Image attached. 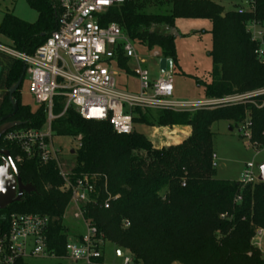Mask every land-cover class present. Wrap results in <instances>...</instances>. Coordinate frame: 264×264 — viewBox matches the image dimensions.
I'll list each match as a JSON object with an SVG mask.
<instances>
[{"label": "trees", "instance_id": "trees-1", "mask_svg": "<svg viewBox=\"0 0 264 264\" xmlns=\"http://www.w3.org/2000/svg\"><path fill=\"white\" fill-rule=\"evenodd\" d=\"M218 1L236 2L237 8L249 2L251 10L239 15L237 8L224 12L211 1L171 0L169 14L144 15L138 4L126 1L113 8L103 23H115L131 40L144 43L149 50L157 49L161 58L172 61L174 69L176 37L154 29L173 30L176 20L206 21L210 24L211 49L207 56L211 70L208 81L194 79L205 98L222 100L264 91V64L256 57L257 44L246 30L250 22L264 26V0ZM25 2L37 14L35 23H25L7 13L0 24V35L10 41L14 51L32 56L56 29L58 13L56 0ZM118 63L128 71L129 61L120 58ZM23 67L20 61L0 54V119L13 111L8 90L23 75ZM21 86L12 98L17 112L4 122L17 124V128L41 129L46 123L45 108L32 111L22 105ZM62 109L55 102L53 115H60ZM136 114L134 124L148 126L147 117H151L159 126L190 127L191 134L179 145L155 149L135 131L128 136L117 135L107 122L85 121L73 110L51 124L54 136L81 137L72 181L98 177L99 186L106 184L107 193L116 197L107 210L102 207L104 193L99 202L85 207L84 219L104 243L126 251L133 264H264L260 250L251 244L256 231L264 232V183L242 186L216 179L211 133L217 122L233 127L247 123L249 144L256 150L263 149L264 94L194 113ZM0 149L12 161L18 153L14 146L4 145L2 137ZM15 168L22 184L32 185L36 192L23 194L20 202L0 211V235L6 232L12 213L46 215L50 219L48 248L62 257L68 239L64 215L71 193L63 190L56 163L42 166L31 160L15 164Z\"/></svg>", "mask_w": 264, "mask_h": 264}, {"label": "built area", "instance_id": "built-area-1", "mask_svg": "<svg viewBox=\"0 0 264 264\" xmlns=\"http://www.w3.org/2000/svg\"><path fill=\"white\" fill-rule=\"evenodd\" d=\"M128 0H56V29L39 46L32 56L14 51L0 44V54L20 61L25 67L29 92L37 108L44 107L46 123L41 129L13 128L2 136L4 145H12L17 154L12 161L21 164L36 160L45 166L54 161L63 190L70 191V203L74 205L73 219L85 227L84 234L67 239L64 255L56 257L48 248L50 219L40 214L12 213L8 217L5 233L0 235V264H25L29 259L54 258L105 264L104 241L88 220L84 219L85 207L99 202L109 209L116 197L107 193L106 184L99 186V178L83 176L72 181L71 171L62 170L57 151L53 148L54 136L51 124L73 110L85 121L107 122L117 135L128 136L134 132V119L141 113H194L202 108L243 103L264 91L234 96L208 102L190 101L174 97L173 64L170 71L155 79L150 78L145 60L138 55L136 45L124 30L115 23H103L108 13ZM247 7L245 10L244 8ZM251 10V3L243 2L236 9L239 15ZM252 42L257 44L255 55L264 64V26L250 22L246 27ZM160 60V54L155 53ZM129 63L127 69L119 67V59ZM122 74L126 82L120 83ZM137 81L135 90L129 88L127 76ZM55 102L62 105L60 115H53ZM249 139V134H245ZM78 147L81 137L77 138ZM216 156L212 157L215 167ZM253 166L245 165L238 181L242 186L258 183ZM240 201V198H237ZM69 203V204H70ZM120 264H133L130 256H119Z\"/></svg>", "mask_w": 264, "mask_h": 264}, {"label": "rangeland", "instance_id": "rangeland-1", "mask_svg": "<svg viewBox=\"0 0 264 264\" xmlns=\"http://www.w3.org/2000/svg\"><path fill=\"white\" fill-rule=\"evenodd\" d=\"M133 1L140 6V13L144 15H166L171 10V0H128ZM211 1L220 5L224 12L233 11L237 8L233 1ZM245 10L247 7L244 8ZM11 14L17 19L33 24L37 19V14L32 10L25 0H0V24L5 14ZM210 24L200 20H176L175 29L167 31L165 28H155L154 32L168 33L174 35L177 67L173 69L174 97L190 101H204L203 90L195 85L194 79L199 81H208L211 70V59L207 52L211 49V37L208 34ZM138 55L145 60V68L150 73V78L155 79L160 76L159 59L154 54H160L157 49L149 50L147 46L134 40ZM0 44L11 46L8 39L0 35ZM160 59L161 58L160 56ZM133 61L129 63L133 67ZM187 75V76H186ZM127 82L131 90L137 87V81L131 76H127ZM126 78L120 74L119 82L124 83ZM21 103L28 106L32 111L37 109V105L29 92V83L27 78L20 90ZM150 124H134V131L143 135L155 149H162L179 145L183 136L174 129L176 126H159L156 119L147 117ZM191 129V128H190ZM213 151L215 159V178L218 180H228L238 182L245 165L253 166L255 177L260 174V168L264 165V148L256 150L253 148L245 134H249L247 123L233 127L228 122H217L211 127ZM191 134V133H190ZM190 136V135H189ZM188 136V137H189ZM186 137L185 139H187ZM184 139V140H185ZM53 148L57 151L59 165L62 170L69 172L75 165V150L78 147L76 138L72 137H52ZM74 153L71 155L70 152ZM74 205L70 203L64 215L65 226L67 227V238L77 234H84L85 227L80 221L73 219ZM257 232V231H256ZM255 232L251 239V244L258 248L264 259V235H258ZM117 253L129 256L126 251L119 250L113 245L106 243L104 247L105 262L107 264H120V258ZM25 264H84L83 262H74L70 260H60L54 258L29 259ZM171 264H181L173 262Z\"/></svg>", "mask_w": 264, "mask_h": 264}, {"label": "water", "instance_id": "water-1", "mask_svg": "<svg viewBox=\"0 0 264 264\" xmlns=\"http://www.w3.org/2000/svg\"><path fill=\"white\" fill-rule=\"evenodd\" d=\"M172 68V61L169 59H161L159 61V69L160 73L163 74L167 71H170ZM23 75L17 81V83L8 90V99L12 106V113L7 117L0 119V123L12 118L17 112V104L13 101V95L22 84L23 77L25 75V67L22 69ZM17 124L6 123L0 126V138L9 130L17 127ZM74 152L71 151L72 155ZM0 156H3L7 161L8 165L5 170L0 171V211H4L7 207L14 203H18L21 201L23 194H31L35 193L36 190L32 185H24L22 184L19 175L16 171L15 165L10 159L9 155L0 151ZM12 171V176L8 175V170ZM258 183H264V165L260 168V174L257 178ZM121 256V253H119Z\"/></svg>", "mask_w": 264, "mask_h": 264}, {"label": "crops", "instance_id": "crops-1", "mask_svg": "<svg viewBox=\"0 0 264 264\" xmlns=\"http://www.w3.org/2000/svg\"><path fill=\"white\" fill-rule=\"evenodd\" d=\"M161 60V59H160ZM159 60V61H160ZM178 69H180L179 68V66L177 67ZM187 76V75H186ZM209 100L208 99H205L204 101H200V102H208ZM174 129H176V131H178V133H180V135L181 136H183V139L182 140H184L186 137H188L189 135H190V133H191V129H190V127H179V126H176V127H174ZM258 235H264V232L263 231H261V230H258L257 232H256ZM77 235H81V234H77ZM77 235H75V236H71V238H69V239H73V238H75ZM105 244H106V242L104 243V246H103V262L105 263V264H107L106 262H105V254H104V247H105ZM118 254V257H119V253H117Z\"/></svg>", "mask_w": 264, "mask_h": 264}, {"label": "flooded vegetation", "instance_id": "flooded-vegetation-1", "mask_svg": "<svg viewBox=\"0 0 264 264\" xmlns=\"http://www.w3.org/2000/svg\"><path fill=\"white\" fill-rule=\"evenodd\" d=\"M24 76H25V75H24ZM4 124H6V123H5V122L0 123V126H2V125H4ZM0 151H2L3 153L8 154L6 151H4V150H2V149H0ZM8 155H9V154H8ZM9 157H10V155H9ZM10 159H11V157H10ZM11 160H12V159H11ZM7 165H8V161H7L3 156H0V171H1V170H5ZM8 175H9V176H12L10 168H9V170H8Z\"/></svg>", "mask_w": 264, "mask_h": 264}]
</instances>
